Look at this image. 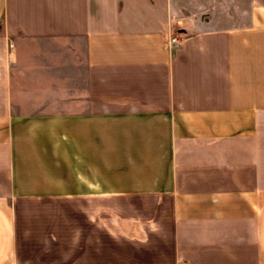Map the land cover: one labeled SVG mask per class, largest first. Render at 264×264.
I'll use <instances>...</instances> for the list:
<instances>
[{
    "label": "crops",
    "instance_id": "crops-1",
    "mask_svg": "<svg viewBox=\"0 0 264 264\" xmlns=\"http://www.w3.org/2000/svg\"><path fill=\"white\" fill-rule=\"evenodd\" d=\"M22 262L264 264V0H0Z\"/></svg>",
    "mask_w": 264,
    "mask_h": 264
},
{
    "label": "built area",
    "instance_id": "built-area-1",
    "mask_svg": "<svg viewBox=\"0 0 264 264\" xmlns=\"http://www.w3.org/2000/svg\"><path fill=\"white\" fill-rule=\"evenodd\" d=\"M168 45L173 47V48H178L180 47L182 41L178 37L170 36L168 38ZM16 264H25V263H16Z\"/></svg>",
    "mask_w": 264,
    "mask_h": 264
}]
</instances>
